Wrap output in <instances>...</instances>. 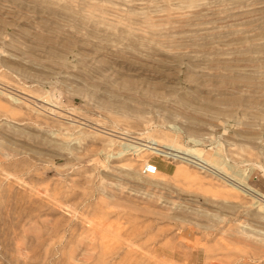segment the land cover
Segmentation results:
<instances>
[{"label": "rangeland", "instance_id": "374dc122", "mask_svg": "<svg viewBox=\"0 0 264 264\" xmlns=\"http://www.w3.org/2000/svg\"><path fill=\"white\" fill-rule=\"evenodd\" d=\"M0 91V264H264V0H0Z\"/></svg>", "mask_w": 264, "mask_h": 264}, {"label": "bare ground", "instance_id": "6f19581e", "mask_svg": "<svg viewBox=\"0 0 264 264\" xmlns=\"http://www.w3.org/2000/svg\"><path fill=\"white\" fill-rule=\"evenodd\" d=\"M99 126H101V125H99ZM110 131H114V130H110ZM98 132L103 133V135L105 137H107V139H109V141L118 140L117 139L118 136L109 133L107 131V129H105V128L98 129ZM148 136L149 137H148L147 142L144 143V144H140V147H136L135 145H132L130 143H124L123 145H120V150L116 153V155L124 156V155H126L125 154L126 152L131 153V152H134V151H138L140 149H142V150L143 149H147V150H151L153 152L162 154V155H164L166 157L178 158V159H180V161H183V162H186V163H189V164H194V165H196V166H198L200 168H204L206 170L208 169V167L212 166L211 164H214V165L221 164V160L219 159V155H216V156L213 155L214 159L211 160V162H209L208 160L203 159L200 156V149H198V148H193L192 147V148H184V149L180 150L177 147H175L174 144H172V143H169V142L168 143H162L161 140L152 138L150 134ZM178 153H181L182 155H179ZM109 156L112 157V153L109 154ZM154 175H160V171L157 170V172ZM175 175L177 177H181V178L185 179L186 181L202 183V180L200 178H198L197 176L191 174L187 170V168H185V167L184 168L183 167H178L175 170ZM230 185H232V187L234 189L239 190L240 192L244 191V190H242L240 188L239 184L238 185L237 184H235V185L234 184H230ZM246 190L248 191V189H246Z\"/></svg>", "mask_w": 264, "mask_h": 264}, {"label": "built area", "instance_id": "2783aa9c", "mask_svg": "<svg viewBox=\"0 0 264 264\" xmlns=\"http://www.w3.org/2000/svg\"><path fill=\"white\" fill-rule=\"evenodd\" d=\"M158 170V166L150 161H145L142 165V173L148 176L154 175Z\"/></svg>", "mask_w": 264, "mask_h": 264}]
</instances>
